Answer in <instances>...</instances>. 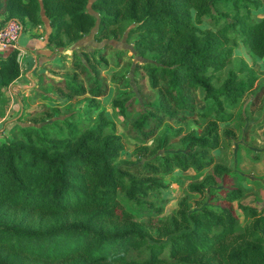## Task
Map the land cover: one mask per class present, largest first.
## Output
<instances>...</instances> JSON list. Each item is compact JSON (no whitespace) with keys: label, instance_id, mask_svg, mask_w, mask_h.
<instances>
[{"label":"trees","instance_id":"1","mask_svg":"<svg viewBox=\"0 0 264 264\" xmlns=\"http://www.w3.org/2000/svg\"><path fill=\"white\" fill-rule=\"evenodd\" d=\"M88 1L0 0V24L47 27L46 47L67 48L89 33L98 43H130L133 86L125 78L131 90L111 106L144 159H118L121 135L98 106L108 84L101 71L117 66L121 51L108 42L72 49V72L57 79L41 72L40 106L0 142V264H264V205L243 207L251 223L238 233V187H210L216 203L189 209L180 202L154 220L133 214L159 213L147 197L160 195L167 185L160 177L173 169L232 173L212 163L210 152L220 146L218 125L231 120L233 106L248 94L250 110L264 104V76L241 57L227 67L238 44L252 59L264 57V16L254 13L262 1L91 0V11ZM19 74V52L10 48L0 55V98ZM47 82L51 94L39 88ZM74 97L85 100L82 111L65 113ZM188 118L204 121L199 133L184 135L181 150L153 154L147 141L155 150L166 146L167 137L157 138L161 126L177 125L170 132L177 135ZM204 182L187 188L204 193ZM154 223L153 233L147 226Z\"/></svg>","mask_w":264,"mask_h":264},{"label":"rangeland","instance_id":"2","mask_svg":"<svg viewBox=\"0 0 264 264\" xmlns=\"http://www.w3.org/2000/svg\"><path fill=\"white\" fill-rule=\"evenodd\" d=\"M90 1H88L87 5L89 11H91L89 7ZM261 1L263 2L262 8L254 11L257 16H264V0ZM207 20H205L203 25H207ZM25 27L24 31H29L34 35L41 34L42 30L45 29V27ZM104 42H108L116 50H120L122 59L117 66L109 65L105 70L101 71V74L106 77L108 84L107 93L104 97L99 98L98 106L109 119L115 121L116 130L121 135L123 149L119 152L118 159L124 162L143 160L142 151L137 149L139 143L126 136L118 124L119 115L111 106L113 97L122 93H128L131 90L129 86H133L131 77L134 74L132 64L135 61V57L130 43L125 42L123 37L98 43L92 39V33H89L70 47H47V51L40 56L42 58L40 63H42L39 64L38 70L54 79L66 76L72 72L70 64V60L73 58L71 55L72 49H76L77 46L83 44L101 48ZM232 53L233 60L227 67L234 66L236 59L241 57L258 71L260 79L264 76V57L252 59L241 44L235 46ZM107 56L112 62L114 55H112L110 50L107 51ZM41 72H37V80L35 83H31L32 85L28 88L29 90L26 94H22L21 96L16 93L15 95L11 94L12 99L18 98L16 103H11V96L7 91L1 96L0 118H3L0 120V142L10 137L11 129L16 124H24L27 110L40 106L41 102H39V98L37 97V88L41 79ZM221 75H223V72H221ZM125 78L128 80V87H125V83L127 82ZM112 80H119V83H114ZM49 84L47 82L39 88L51 94ZM249 98L250 94L230 109L232 118L229 122L218 125V133L221 135L220 146L210 152L212 163L220 164L232 173L228 177L223 178L222 176L214 175L209 167L199 172L192 169H187L186 171L173 169L169 174L160 177L167 184L165 188L160 189V195L151 194L147 197L149 201L153 202L155 207L160 209L159 213L148 210L136 211L133 213L135 220L144 221L148 217L150 220H154L161 216L170 215L174 213L180 202H184L189 209L199 208L203 204H214L216 203L215 199L210 198L208 194L210 187H238L242 190V196L235 200L232 205L237 221V231L238 233L243 232L244 228L251 223V218L243 207L246 206L260 210L264 205V104L259 108L250 110L248 107ZM47 104L52 105L54 101H48ZM70 104L71 107L66 109L65 113H71L75 109L81 112L85 105V100L82 97H74L71 99ZM197 107L200 108L201 104H198ZM61 109L62 107L59 108V112H61ZM133 116L131 112L130 117ZM31 117L29 115L26 119ZM203 125V120L188 118L187 121L180 125L183 128L181 133L170 135V132L177 125L164 123L157 132V138L162 139L163 137H167L166 146L163 149L155 150L154 146L156 143L152 140L147 141L146 145L154 151L153 154L181 150L184 144L182 141L184 135L189 131L198 134ZM224 128L230 130L232 133V137L229 139L221 134ZM203 178L206 186L204 187V193L188 190V183L199 182ZM128 207L134 208L131 204H128ZM155 225L154 223L152 226L147 227L152 228ZM151 232L154 233V228H152Z\"/></svg>","mask_w":264,"mask_h":264},{"label":"crops","instance_id":"3","mask_svg":"<svg viewBox=\"0 0 264 264\" xmlns=\"http://www.w3.org/2000/svg\"><path fill=\"white\" fill-rule=\"evenodd\" d=\"M262 6L263 2L258 8H262ZM47 30L48 28L45 27V29L42 30L41 34L36 35L32 34L29 31L22 30V32L19 34L16 46L17 48L22 50L20 74L14 81L9 84L8 89L6 90L7 92L8 90H10L12 95H15V93L19 96H21L22 94H26L29 90L28 88L36 82V74L37 72H41L40 70H38L39 64L42 63H40L42 59L40 58V56L42 53L47 51V47L45 44ZM8 50V48L0 47V55L5 54ZM12 95L11 103H16L18 98L12 99Z\"/></svg>","mask_w":264,"mask_h":264},{"label":"built area","instance_id":"4","mask_svg":"<svg viewBox=\"0 0 264 264\" xmlns=\"http://www.w3.org/2000/svg\"><path fill=\"white\" fill-rule=\"evenodd\" d=\"M22 32L21 25L14 19H7L0 25V47L16 48L19 52V64L21 65L22 50L17 48L16 42ZM8 89V88H7ZM8 94L11 96L10 90Z\"/></svg>","mask_w":264,"mask_h":264}]
</instances>
